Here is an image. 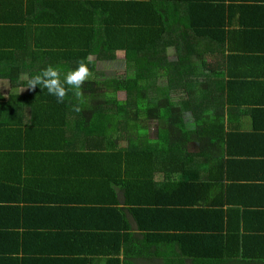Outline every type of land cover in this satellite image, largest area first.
Masks as SVG:
<instances>
[{
  "label": "trees",
  "instance_id": "obj_1",
  "mask_svg": "<svg viewBox=\"0 0 264 264\" xmlns=\"http://www.w3.org/2000/svg\"><path fill=\"white\" fill-rule=\"evenodd\" d=\"M224 1L0 0V80L12 88L25 86L18 79L21 73H38L51 64L63 75L79 60L95 57L81 97L69 90L64 103H57L39 87L11 94L7 100L0 93V215H4L0 253L13 254L22 246L26 253H32L30 247L38 250L25 258H1L0 264H57L56 253H62L66 245L61 238L69 236L63 216L68 206L78 208L75 203L103 204V211L119 217L122 196L138 222L147 223L164 214L154 207L173 200L172 193L184 206L176 213L186 217L190 212L187 202L196 204L199 189L210 187L200 175L191 178L190 160L211 159L209 153L213 156L212 150L219 151L222 144L235 157L261 156L257 151L247 152L252 147L249 134L224 126L226 115L239 112V104L232 103L229 95L235 89L232 80L225 83L223 77L205 72L209 65L205 56L222 49L228 36L236 33L227 29L233 22ZM239 26L246 25L241 22ZM170 48L175 50V61L168 58ZM121 52L126 62L124 75L98 79L105 75L97 71V62L116 60ZM161 76L167 78L164 87L157 82ZM185 112L193 114L194 130H187ZM148 119L167 123L157 139L147 136L143 123ZM190 143H195L199 155L187 152ZM36 161L44 167L33 177L30 164ZM232 162H236L234 167L241 166L243 159ZM23 163L28 164V175L22 179ZM61 181L62 192L75 191L89 198L71 202L52 193L49 199H38L41 189L48 190L55 182L54 190L59 193ZM189 194H193L190 200ZM42 201L48 206L41 207ZM214 208L208 196L197 211L209 216ZM165 220L153 228L168 229ZM119 222L111 221L114 228ZM142 228L148 227L143 224ZM235 237L237 246H191V250L180 246V254L188 255L194 264L263 263L264 259L246 261L254 256ZM113 244L116 253L109 254L107 264H121L120 243ZM132 247L136 250L129 253L132 248L128 247L125 258L141 256L144 246ZM158 247L169 255L178 252L170 253L169 246ZM258 248L264 253V247ZM185 262L186 257L170 263L165 258V264Z\"/></svg>",
  "mask_w": 264,
  "mask_h": 264
},
{
  "label": "crops",
  "instance_id": "obj_2",
  "mask_svg": "<svg viewBox=\"0 0 264 264\" xmlns=\"http://www.w3.org/2000/svg\"><path fill=\"white\" fill-rule=\"evenodd\" d=\"M224 4L227 7L225 11L230 13L233 22V26H228L227 29L235 30L236 33L228 36L222 49L205 56L209 63L205 72L223 77L225 83L232 80L231 86L235 89H232L229 95L232 103L235 101V105L239 104V112L232 113L229 118L226 115L224 126L228 131L237 129L249 134L248 137L252 141L249 145L253 148L250 147L247 152L255 154L257 151L261 156L255 154V156L235 157L229 154L228 147L222 144L219 151L212 150L217 154L213 153L212 156V153H209L211 159L200 156L199 160H190L193 162L190 166L193 169V173H191L192 170L190 172L191 178H197L200 175L210 182V187L207 191L199 189V195L194 202L196 204L187 202L185 207L190 212L186 217L184 213H176L184 206L177 202L179 200L172 193L170 196L173 200H168L162 207H154V209L162 210L164 214L150 218L147 223L142 220L141 223L138 222L130 211L131 208L123 204L122 196H119V201L123 211L122 216L119 215V217L103 211L101 208L104 205L97 202L93 203L102 207L91 203H75L78 208L68 206L63 216V228L68 231L70 237L61 238L63 244L66 245H63L64 248L61 247L62 253H56L59 259L57 264H107L111 257L109 254L116 253L117 245L113 244L115 242H119L121 246L118 253L121 264L127 260L133 264H165V258L170 263L172 259L177 261L184 257H186L184 264H194L192 258H187L188 255L180 254L182 249L180 246H186L184 250H191V246H237L236 235L239 237V246H248V253L254 256L247 258L246 261L264 259V253L258 248L259 246L264 247V0H225ZM241 22L246 26H239ZM8 89L16 88H12L8 81L0 80V93L6 100L14 94L11 93L6 97L3 92H8ZM224 99L227 104L228 98ZM257 109L258 111H255ZM185 113H190L193 119V128L186 127L187 130H194L196 124L193 114ZM188 146L187 152L200 154L195 143H190ZM240 159H243L242 164L237 163L241 166L234 167L236 162L232 160ZM1 165L0 163V167ZM27 166V163L22 164V179L28 175ZM43 167L42 161L30 164V170L34 171L33 177L38 176ZM160 176L161 174L157 175L158 179H161ZM54 184L48 190L41 189L42 193L38 195V199H49L52 193L55 197L60 194L58 199H67L71 202L79 198H89L81 193L75 195V191L62 192V181L59 193H57L58 190H54V187L58 186V183ZM208 196L214 202L216 210L209 216L205 212L197 211L205 204ZM192 198L193 194H189L187 199ZM39 204L41 207L48 206L45 201ZM3 218L4 215L2 217L0 215V220ZM166 218L168 229H162V232L161 230L156 231L153 227L165 222ZM113 220H120L117 223L118 228H114L111 223ZM143 224L148 227L146 230L142 228ZM212 235L215 237L209 240L208 238ZM128 236H131V243L127 245ZM61 240L50 243V246ZM73 240L80 242L71 243ZM132 246H144L141 256L133 259L125 258L124 253L126 251L128 253L129 248H132L129 253L136 250ZM158 246H169L170 253L175 250L178 252L169 255L163 253L164 250L159 249ZM40 247L37 248L40 249ZM23 248L24 246L19 252L13 254L12 252L0 253V259L9 256L25 258L34 256L32 253H38L35 248L30 247L32 253H26L27 250ZM91 251L107 255L99 256L90 253ZM156 253L158 256L154 257ZM135 255L138 256L139 253ZM215 258L219 256L216 254Z\"/></svg>",
  "mask_w": 264,
  "mask_h": 264
},
{
  "label": "clouds",
  "instance_id": "obj_3",
  "mask_svg": "<svg viewBox=\"0 0 264 264\" xmlns=\"http://www.w3.org/2000/svg\"><path fill=\"white\" fill-rule=\"evenodd\" d=\"M92 61L91 55L83 58L77 62L74 69L64 72L63 75L59 67L51 64L38 73L31 75L21 73L18 79L25 85L21 88V92L26 89L35 90L37 87L42 90L46 89L47 93L53 96L57 103H64L69 90H72L76 97H81L83 85L91 75L89 64Z\"/></svg>",
  "mask_w": 264,
  "mask_h": 264
},
{
  "label": "rangeland",
  "instance_id": "obj_4",
  "mask_svg": "<svg viewBox=\"0 0 264 264\" xmlns=\"http://www.w3.org/2000/svg\"><path fill=\"white\" fill-rule=\"evenodd\" d=\"M93 60L95 57H92ZM168 58L170 61H175L176 58V53L175 50L173 48L168 49ZM125 67H126V62H125V57L123 55V53H119L117 55L116 60H110L108 62H97L96 64V69L97 71H101L104 73V77H98V79L103 80V79H112L114 78L116 75H124L123 71H125ZM158 85L161 87H164L167 85V78L164 76H161L157 79ZM8 92H3L6 97H8L11 93H19L21 92V89H8ZM24 92V91H23ZM175 98L177 97V95H174ZM122 100L124 99V96L122 95ZM183 118L186 124V127L189 128H193V119L190 113H183ZM144 122V121H143ZM144 126L147 129V136L149 139H156L157 138V133L158 131L162 130V129H166L167 128V123L165 121H160V120H155V119H148L145 123H143ZM130 129H136L134 127H131Z\"/></svg>",
  "mask_w": 264,
  "mask_h": 264
}]
</instances>
